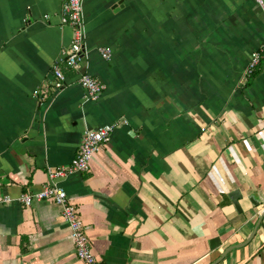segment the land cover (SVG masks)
Returning a JSON list of instances; mask_svg holds the SVG:
<instances>
[{"label": "crops", "instance_id": "1", "mask_svg": "<svg viewBox=\"0 0 264 264\" xmlns=\"http://www.w3.org/2000/svg\"><path fill=\"white\" fill-rule=\"evenodd\" d=\"M261 1L83 0L72 69L66 0H0V198L12 199L0 264H83L59 207L17 201L49 183L77 207L98 264H264V59L246 75ZM84 72L105 86L94 101ZM105 124L89 170L51 181Z\"/></svg>", "mask_w": 264, "mask_h": 264}, {"label": "built area", "instance_id": "2", "mask_svg": "<svg viewBox=\"0 0 264 264\" xmlns=\"http://www.w3.org/2000/svg\"><path fill=\"white\" fill-rule=\"evenodd\" d=\"M256 1L263 7L261 0ZM44 18H47V15ZM59 21L61 27H68L72 32L70 45L63 52L61 62H64L69 68L78 69L82 45L86 37L83 20V0H66L61 8ZM99 52L103 59L110 60L111 51L108 48H102ZM262 59H264V41L250 55L246 69L247 76H252L255 73ZM51 71L53 75L52 90L59 91L63 88L65 77L58 64H54ZM78 84L85 91L86 101L96 100L105 90L104 84L85 72L78 76ZM38 94L39 91H33L34 96ZM113 131L114 126L110 124L102 125L96 129H87L82 136L78 152L69 166L49 171L48 178L54 182L72 173L88 171L95 155L110 142ZM11 201L12 199L9 197L0 198V202L9 203ZM17 201L26 207L31 206L34 202L51 201L59 207L61 218L69 228L76 258L83 264H98L91 251L87 229L77 207L70 202L61 186L49 183L38 191L21 194Z\"/></svg>", "mask_w": 264, "mask_h": 264}]
</instances>
